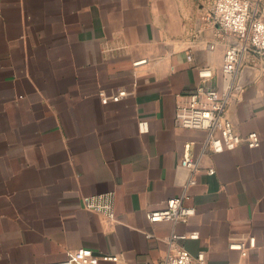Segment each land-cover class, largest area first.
I'll return each mask as SVG.
<instances>
[{"label":"crops","instance_id":"obj_1","mask_svg":"<svg viewBox=\"0 0 264 264\" xmlns=\"http://www.w3.org/2000/svg\"><path fill=\"white\" fill-rule=\"evenodd\" d=\"M213 4L0 0V264H56L80 248L118 257L98 264H158L177 248L205 264H264V57L246 50L224 75V51L240 42L201 19ZM201 69L257 147L214 153L205 131L175 124ZM121 85L132 94L102 102ZM189 142L194 214L151 223L148 211L184 191ZM105 193L113 221L82 205ZM250 238L244 256L229 247Z\"/></svg>","mask_w":264,"mask_h":264},{"label":"built area","instance_id":"obj_2","mask_svg":"<svg viewBox=\"0 0 264 264\" xmlns=\"http://www.w3.org/2000/svg\"><path fill=\"white\" fill-rule=\"evenodd\" d=\"M201 19L215 24L220 34L233 35L240 42L239 46L231 45L224 51L222 71L225 76H232L235 73L240 57L246 50L264 57V0H214L212 8ZM187 58L190 59V56ZM198 76L202 83L186 94L183 101L177 105L175 124L180 128L205 131L207 137L202 148L214 153L233 150L241 144L249 148L257 147L260 141L255 132L239 135L225 117L227 90L218 91L205 85L211 77V70L201 69ZM130 94L132 92L121 85L106 94L101 92L100 96L102 102L107 103L120 101ZM193 144V142L185 144L181 161V166L191 172L183 193L165 200L159 207L148 211L146 218L149 222L184 223L194 214V209L185 205V201L189 199V189L196 184L193 174L198 169L197 162L191 159L189 154ZM208 173L212 174L213 170L209 169ZM82 205L86 210L101 214L108 220H114L113 196L110 193L85 196L82 198ZM195 236L192 234L189 237ZM185 237L179 236L180 239ZM229 247L239 250L244 256L248 248L254 247V239L232 243ZM117 259V256L97 255L90 249L80 248L68 252L66 261L56 264H98L100 261L116 262ZM158 264L205 263L202 253L193 257L184 248H177Z\"/></svg>","mask_w":264,"mask_h":264}]
</instances>
